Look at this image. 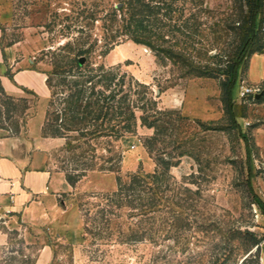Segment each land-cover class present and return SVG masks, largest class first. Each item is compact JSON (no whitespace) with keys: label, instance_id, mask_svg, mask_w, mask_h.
Here are the masks:
<instances>
[{"label":"rangeland","instance_id":"1","mask_svg":"<svg viewBox=\"0 0 264 264\" xmlns=\"http://www.w3.org/2000/svg\"><path fill=\"white\" fill-rule=\"evenodd\" d=\"M121 1L12 0L2 41L18 40L26 26L41 37L45 49L75 36L83 41L90 34L89 41L100 40L103 25ZM152 5L156 11L157 6L162 9L154 10L151 17L149 44L121 41L97 61L118 66L127 81L132 77L142 83L133 84L139 92L133 98L144 96L137 101L141 106L152 91L161 112L156 113L151 102L145 104L146 112L136 108V132L112 142L116 153L122 154L118 170L103 171L106 175L90 180L88 189L71 195L74 203L82 204V230L73 241L25 225L8 227L0 220L7 234L6 243L0 245V264H240L245 257L242 264H255L250 252L256 247L250 250L248 235L244 242L239 231L264 238V209L255 203L258 197L264 206V149L256 146L253 135L255 125L264 126V100L257 102L256 94H242V86L251 85L246 80L247 57L237 68L234 120L221 86L225 69L239 51L243 31L238 24L245 16L247 21L246 0H152ZM255 23L257 47L264 44V4ZM36 57L40 66L52 69L49 56L38 52ZM13 96L28 98L32 128H38L45 120L49 98L26 88ZM19 113L14 116L21 125L19 133L27 134L28 119L22 124ZM141 115L154 126L143 124ZM4 124L11 125L9 120ZM97 142L107 145V139ZM61 147L52 152V163L69 169L68 160L81 151L66 153ZM102 147L97 153L107 155ZM167 163H171L169 171L160 175L161 206L145 218L118 220L124 231L128 225L139 224L148 239L121 242L115 227L110 238L85 231V217L93 231L96 227L92 211L84 217L85 209L99 201L90 194L116 189L118 175L126 180L138 170H163ZM166 184L170 189H165Z\"/></svg>","mask_w":264,"mask_h":264},{"label":"trees","instance_id":"2","mask_svg":"<svg viewBox=\"0 0 264 264\" xmlns=\"http://www.w3.org/2000/svg\"><path fill=\"white\" fill-rule=\"evenodd\" d=\"M121 2L122 4L113 8L109 14L108 23L103 25L104 35L100 40L94 38L93 41H89L90 34L89 38L83 41L75 36L63 44L41 51L42 55L49 56V64L52 66L46 77L50 98L41 133L44 137L64 138L65 141L61 147L63 152L81 151L79 154L74 153L68 160L71 166L69 169L60 168L73 186H76L91 170H118L122 154L116 153L113 144L126 134L136 132V108H141L143 112H146L145 104L151 102L155 106L152 109L156 113L161 112L153 98L152 91L147 92L146 102L141 106L137 101L144 96L133 98L134 94L139 95L137 89L133 90V84L144 86L142 83L136 79L133 81L132 77L130 81H127V74L120 72L118 66H108L104 62L97 61L98 57L105 56L121 41L131 39L138 43L149 44L151 17L160 12L162 7L157 6L159 11H156L152 0H122ZM246 3L248 6L247 21L245 16L238 24V28L243 31L239 51L236 59L225 69V76L221 82L226 108L232 120H234L233 88L238 78L237 68L246 57L249 58L252 53L264 49V44L255 47L258 37L255 31L256 15L261 12L264 0H246ZM29 92L36 95L31 90ZM261 92L262 95L256 99L257 101L264 99V81ZM30 108L31 104L27 97H15L8 94L0 80L1 128L10 131V134H18L21 125L14 117L15 113L20 112L22 124H25L31 115ZM4 120H9L11 125H5ZM141 121L148 126H154L148 123L146 115H141ZM97 139H107V145L102 147ZM145 145L149 149V144ZM99 147H102L108 154H98ZM247 152L249 153L248 147ZM170 166L171 163L164 164L163 170L158 167L152 173L138 170L129 174L126 180L118 175L116 189L90 194L91 197H98L99 201L92 203V208L85 209L84 217L89 216L88 214L92 211V219L96 227L93 231L85 217V231L99 238H110L116 228L118 240L121 242L148 239L149 237L145 235L146 230L139 224L128 225L127 231H124L123 224L118 220L123 216L131 219L145 218L161 206L159 204L163 197L158 193L162 190L163 183L160 175L169 171ZM168 186L166 184L165 189H170ZM255 201L263 210L262 201L258 197H255ZM175 203L181 207V204ZM79 207L82 209V204H79ZM175 213L176 217H180V212L175 211ZM12 231L18 232L17 229ZM246 234L250 242L249 249L256 247V251L250 252V255H253L255 264H261L260 244L264 238H258L250 231H239V236L244 242H246ZM244 261L246 257L242 263Z\"/></svg>","mask_w":264,"mask_h":264},{"label":"crops","instance_id":"3","mask_svg":"<svg viewBox=\"0 0 264 264\" xmlns=\"http://www.w3.org/2000/svg\"><path fill=\"white\" fill-rule=\"evenodd\" d=\"M11 3L12 0H0L1 84L11 95H18L26 88L42 99L50 98L46 83L49 70L40 66L36 57L45 49L41 37L26 26L18 40L6 44L2 41L4 26L8 25L6 11ZM246 80L251 85L263 83L264 50L248 58ZM33 117L31 114L28 118L27 134L14 135L0 129V220L8 227L25 225L34 231L44 230L55 238L73 241L82 230V216L71 195L77 189H88L90 180L106 174L91 170L76 186L71 185L65 172L52 163V152L63 145L64 139L42 136L44 121L33 129ZM253 135L256 146L264 149V126L255 125ZM63 194L70 197L65 198ZM6 239L7 234L0 227V245ZM260 262L264 264V240L260 244Z\"/></svg>","mask_w":264,"mask_h":264},{"label":"built area","instance_id":"4","mask_svg":"<svg viewBox=\"0 0 264 264\" xmlns=\"http://www.w3.org/2000/svg\"><path fill=\"white\" fill-rule=\"evenodd\" d=\"M261 90L260 85H244L242 86V94H257Z\"/></svg>","mask_w":264,"mask_h":264},{"label":"water","instance_id":"5","mask_svg":"<svg viewBox=\"0 0 264 264\" xmlns=\"http://www.w3.org/2000/svg\"><path fill=\"white\" fill-rule=\"evenodd\" d=\"M261 95H262V92H259V93L256 94V97L258 98V97H260Z\"/></svg>","mask_w":264,"mask_h":264}]
</instances>
